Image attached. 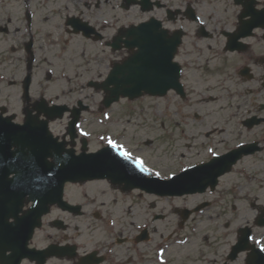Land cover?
Here are the masks:
<instances>
[{"label":"flooded vegetation","instance_id":"flooded-vegetation-1","mask_svg":"<svg viewBox=\"0 0 264 264\" xmlns=\"http://www.w3.org/2000/svg\"><path fill=\"white\" fill-rule=\"evenodd\" d=\"M17 1L19 0H0V3H17ZM69 1L81 3L84 10L75 8L77 14L68 16L71 19L68 18L67 22L78 20L81 25L88 23L94 28L101 37L94 36L93 38L99 37L102 40L95 42L92 38L89 41L102 44L117 56L113 62H110V65L129 55L127 50L113 52L109 46L118 34L116 11L119 6L120 8L123 6L122 3H114V0ZM200 2L203 3V6ZM204 6L205 0H151L147 6L148 11H141V8L133 7L140 13L141 23L152 20L160 23L161 29L167 33L164 39H173L177 34L183 33V42L174 60L182 70L181 81L184 84V97L181 93L170 90L165 97L159 98V100L162 103L164 100L172 103L171 106L177 107V110L184 113V116L189 115L187 117H191V111L188 112V108H195L199 105L208 107L211 102H221L222 100L227 103L228 109L235 112L236 118L248 112L249 115L241 121L240 128L243 129L244 135H235L228 131L230 137L228 140H220L215 137L216 139L213 138L208 142V146L216 150L219 156H223L236 149L240 143L255 144L257 154H259L264 151V126L247 128L243 124L251 117L264 120V20L258 22L260 25L246 30V32H250L248 37H237L239 36L240 18L244 13L241 7L234 10L229 17H215L205 10ZM131 9L124 12H130ZM94 10L98 13L93 14ZM263 10L264 0H257L253 12L262 16L264 15ZM85 11L93 16L86 15ZM101 13L112 15L113 18H101ZM1 15L0 17H2ZM25 15H28L27 12ZM191 15L199 16L205 22V26H198L199 22L191 19ZM91 17L94 19L92 20ZM67 22L65 24L66 32L71 33L72 30L68 27ZM244 22L249 23L250 18H246ZM2 23L3 21L0 19V24ZM132 24L133 22L130 23V26ZM1 31L8 33L6 26H0ZM110 65H106V68H110ZM98 71L96 79L101 81L103 74L100 70ZM214 79L218 81L217 86L212 84ZM51 82V79H48V84ZM7 83L13 85L15 81L11 80ZM32 85L30 95L25 97L23 96V81L17 82L20 94L22 93V96L17 97V109L19 110V112L17 111V123H23L29 115L34 117L38 112L49 110L54 106H64L69 111L63 118L66 119L63 130L55 128L61 126L63 119L51 121L49 127L53 138L57 139L56 143L62 145L63 151L71 153L69 159L76 160L84 152L95 154L101 150L103 147L100 143L101 132L95 130L93 126L90 128L89 126L77 127L74 139L68 132L71 115L75 113L81 101L77 100V97H80L78 95L83 92V90L77 91L75 81L69 83V88L52 92L48 90L49 87L41 85L39 91L31 93ZM218 89L221 91H217ZM95 93L102 94L101 92ZM181 105H185V107L180 108ZM1 111L8 114L9 105L0 102ZM178 111L177 113H179ZM86 113L88 112L86 111ZM194 116L199 117L198 114H194ZM81 121L85 123L83 118ZM216 127L218 126L211 129L215 134L221 129L225 131L223 128L216 130ZM226 127L232 131L230 129L232 126ZM80 128L89 133L88 137L81 135ZM99 128L100 126H98ZM205 134L207 137L210 136L208 132ZM246 135H251L252 138L242 139ZM236 140L237 142H234ZM231 145L232 147H230ZM208 146L201 149V154L204 153L206 156L198 164L208 163L213 159L208 153ZM130 151L134 155L142 156L138 149L131 148ZM47 161L52 163L53 159L49 157ZM235 167L229 175L235 173ZM96 184L98 186L104 184V187L106 184L114 192L123 196L134 192L144 196L149 195L139 189L127 192L122 186H114L110 182L102 180L66 184L63 203L52 207L43 218L41 227L35 231L27 246L30 257L21 259L19 264H264V251H259L264 246V226L258 225L264 220L263 203H259L256 207L254 205L256 216L252 225H236L230 221L225 224V234L212 235L209 227L213 224H216L214 227H217L221 219L197 218L198 213H191L201 207H205L201 213H207L218 207L219 204L211 200L210 195L216 193L220 189L219 186L212 192L208 190L204 194L183 198L153 196L157 200L168 203L169 214H152L149 219L152 223L167 221L170 216L176 218L175 230L167 235L163 228L153 227V230H150L147 222L141 223L148 224L147 226L143 225L139 228L134 224L120 226L112 214L108 215L103 211L104 204L99 205L98 201H101V195L98 197L99 193L92 190V186ZM186 216L188 217L186 218ZM234 224L235 226L232 228ZM246 226H249L252 231L251 249L249 250H246L244 235L240 234V231ZM144 231L147 236L143 235ZM142 237L145 239H141ZM240 241L243 242L242 245L239 244ZM256 241L261 243H256ZM238 244L239 248L243 249L234 251L233 248ZM118 247H126V249L120 251L117 250ZM21 248H18L17 251V264L18 256L22 254ZM53 249L58 252L51 255ZM6 259L0 260V264H15V260Z\"/></svg>","mask_w":264,"mask_h":264},{"label":"rangeland","instance_id":"rangeland-1","mask_svg":"<svg viewBox=\"0 0 264 264\" xmlns=\"http://www.w3.org/2000/svg\"><path fill=\"white\" fill-rule=\"evenodd\" d=\"M121 1L114 0V3L120 4ZM31 3L33 8L30 10L35 13L32 35H35L37 44L35 54L38 58L37 64L33 65L31 93L39 91L41 85L49 87L51 92L70 87L64 81H53V83L48 84V71H50L48 69L51 68L48 62L52 59L60 58L66 64V66L57 64L53 67V70L57 73V77H53V80L58 79V72L62 67H67L71 77H77L81 85L83 82L85 84L92 79V75H96L99 72L98 70L103 75L107 72L106 65H109L117 56L109 50L101 48L98 44H92L84 41L81 37H74L66 32L64 7L69 6L72 11L71 14H77V8L84 10L81 3L69 0H49L48 4H43V0H33ZM200 4L203 6L202 2ZM204 8L215 17H229L234 11V7H231L229 0H211L210 2L205 0ZM25 11L22 2L0 5V14L4 17L0 26H6L8 29V33H0V77L4 76L5 80L15 81L13 85L7 82L0 84V102L9 105V115L16 116L19 112L17 97L22 96L17 82L23 81L25 78L28 58L24 45L31 35L25 29L27 25ZM92 12H94L93 14L98 13L96 10ZM116 13L117 26L138 21L140 17V13L136 9L131 12L117 10ZM3 14L5 15L3 16ZM85 14L93 16V14L86 11ZM100 16L101 18H113L112 15L106 13H101ZM61 42L65 43L64 50L60 45ZM66 47L68 48L66 49ZM88 70L90 71L88 72ZM84 84L83 87H77L78 92L83 90L82 94L78 96L86 99L85 101L88 104L94 102V105H97L98 101H101V96L88 90L87 87L85 88ZM212 84L217 86V79H214ZM217 91L221 90L218 89ZM171 104L165 100L163 103L157 102L149 97L135 102L122 100L120 104L115 105L111 110L112 119H106L107 124H102L99 129L96 122H91L93 124L88 123L86 126H89V128L93 126L95 130L100 132L103 130L102 126H109L110 131L115 136L122 138V143L132 149L140 150V154L146 159L150 167H153L155 171L160 170L161 175L176 172L184 164H193L205 159L206 155L201 154V149L206 147L213 138L228 140L230 138L229 132L235 135L243 134L239 121L244 116L239 119L231 118L230 114L233 110L228 109L227 103L223 100L208 107L199 105L195 108H188V112L191 111V117H187L189 115L184 116V113L179 112L177 107H173ZM183 107L185 105L180 106V108ZM194 114H199V117H195ZM86 117L93 118L92 116ZM215 126H218L216 128H223L225 131L221 129L215 134L211 130ZM226 126H232L230 127L232 131ZM55 128L63 130L62 123L61 126ZM239 130L241 133L238 132ZM205 132H208L210 136L207 137ZM249 138H252V136L246 135L242 139ZM145 141L149 143H145ZM234 142H237V140ZM147 144L149 145L147 146ZM241 172H245L246 175H242ZM262 172H264L263 153L244 160L237 167V172L223 179L220 186L221 195H219L221 198L219 202H223L222 207H218L211 214H208L213 218L221 219L217 227H214L216 224L209 227L212 235L225 234V224L230 221L236 225L253 223L256 216L254 205L256 207L259 203L264 204V174H261ZM92 190L99 193L98 197L101 195V201H98V203L99 205L104 204L103 211L108 215L112 214L120 226L145 222L153 224L149 220L151 214H169L168 203L165 201H159L135 192L123 196L114 192L106 184L105 187L104 184L93 185ZM233 206L238 208V211H234ZM129 212L133 214H129ZM153 227L163 228L164 233L168 235L175 230L176 218L170 216L167 221H159L153 224ZM153 227L150 230H153ZM125 249L126 247H118L117 250Z\"/></svg>","mask_w":264,"mask_h":264},{"label":"water","instance_id":"water-1","mask_svg":"<svg viewBox=\"0 0 264 264\" xmlns=\"http://www.w3.org/2000/svg\"><path fill=\"white\" fill-rule=\"evenodd\" d=\"M147 27H153L152 24L141 25L139 27L132 28L127 31L122 32L119 42H123V38H126L124 44L129 49L137 48L138 52L134 53L124 64L115 66L110 78L103 85L105 90H109V87L113 85L115 87V94H109V97L105 100V105L109 106L112 102L118 101L119 96L129 97L130 99H136L143 95V93H148L150 95H163L167 90V84L174 83L173 70L171 65L172 54H170V47L167 45L161 47L159 45L158 38L155 37V33ZM139 29L140 31H137ZM150 39L149 41L147 39ZM148 41L149 45L145 48V42ZM179 45L180 40L177 42ZM177 47V46H176ZM166 50L167 56L163 62L166 66L167 76L164 81H160L155 77V73L159 70L161 63L158 58V52ZM176 48H174L175 50ZM149 53V55H148ZM169 58H171L169 62ZM8 120L0 121V126H12L8 124ZM35 121L32 118L27 119L25 128L33 129L37 128ZM23 128V129H25ZM11 130V131H10ZM12 133V135L7 139H12L14 144L17 145V129L14 127L6 128L5 134ZM47 140L41 141L39 138L33 137L25 141V137L22 138V142L19 143L20 146H30L32 148L33 156L37 155V160L40 158L42 152L40 149L46 145ZM19 146V147H20ZM34 147V148H33ZM55 153V150H54ZM60 153V152H59ZM15 154V153H14ZM58 155V153L56 152ZM62 153H60L61 155ZM90 162L85 161V163H92L96 167L92 171H77V170H68V167L61 169L58 167V163H62V160L56 159L54 163V168H38L34 172V168H31L30 171L37 175H30L28 173H22L18 175L13 171L15 168H9L10 163L5 162L6 169L5 174L0 178V236H5V239H0V256H4L7 251H12L14 254L17 251V235L20 234L23 237L20 240V243L25 246L28 242V239L25 238L26 234L33 232L36 226H39V220L41 216L48 212L49 205H53L60 200L62 187L66 181H86L88 179L95 178H108L115 183H126L129 184L130 181H139L142 185V178L135 171L132 172L133 167L120 160V158L115 157V154L112 150H105ZM36 161V160H35ZM78 163V162H77ZM81 163V162H80ZM79 163V164H80ZM84 163V162H83ZM232 164V163H230ZM22 169V168H21ZM25 169V168H23ZM207 169V167H206ZM11 170V171H10ZM53 171V172H52ZM228 170H223L222 173H225ZM14 173L15 177L9 179L10 174ZM51 173V175H49ZM215 177H212L208 181L212 182V185H215L217 180V174ZM214 176V174H213ZM135 178V179H134ZM188 177L182 176V179ZM190 179L192 177H189ZM181 180V178H178ZM48 182V183H44ZM142 183V184H141ZM174 184L173 181L166 185ZM160 185V184H156ZM206 185V184H203ZM202 186V184L200 185ZM182 189H187L184 192H192L189 190V186H185V183H181L179 186ZM156 189L161 190V187L156 186ZM162 192L161 194H163ZM180 194H184L181 192ZM29 197V201L34 202V207L31 211L22 219L19 220V213L25 203V198ZM28 201V200H27ZM14 219L16 222L15 225H9V219ZM20 222L21 230L18 232V224Z\"/></svg>","mask_w":264,"mask_h":264},{"label":"snow or ice","instance_id":"snow-or-ice-1","mask_svg":"<svg viewBox=\"0 0 264 264\" xmlns=\"http://www.w3.org/2000/svg\"><path fill=\"white\" fill-rule=\"evenodd\" d=\"M137 31L140 30L137 29ZM166 35L167 33H162V36H166ZM170 60L171 58H169V62ZM166 76H167L166 66L162 62L159 70L155 73V77L160 81H164ZM172 86L174 85L170 82L167 84V87H172ZM35 123L38 126H41L42 124L41 118L36 117ZM81 135L88 136L89 133L82 132ZM104 139L107 140V145L113 151L115 157L120 158V160L123 162H128V164L133 167L134 171H138V173L143 174L144 176H148V177L154 176L162 180L175 181L176 179H178L175 172H172L170 175L162 176L160 171H155L153 167L148 166V163L144 157L140 155H134L132 151H130L124 144L118 142L117 140L111 138H104ZM208 152L211 153V157L213 159L206 164V167L211 168L216 163L219 162V153L212 148H209ZM190 169H196L197 171L200 170L196 164H190V168H183L182 171L187 173L189 172ZM49 175H51V173H49ZM262 211H264V209H262ZM256 243H261V242L256 241ZM261 251H264V246L261 247Z\"/></svg>","mask_w":264,"mask_h":264}]
</instances>
